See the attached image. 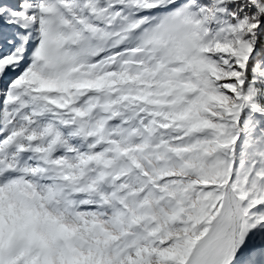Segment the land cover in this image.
<instances>
[{"label":"snow or ice","instance_id":"6c2138e0","mask_svg":"<svg viewBox=\"0 0 264 264\" xmlns=\"http://www.w3.org/2000/svg\"><path fill=\"white\" fill-rule=\"evenodd\" d=\"M0 264H264V0H0Z\"/></svg>","mask_w":264,"mask_h":264}]
</instances>
